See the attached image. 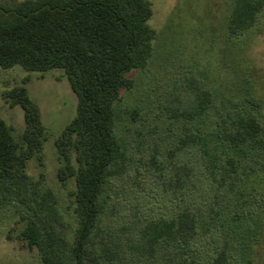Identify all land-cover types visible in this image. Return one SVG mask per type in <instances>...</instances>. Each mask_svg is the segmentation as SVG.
<instances>
[{
    "label": "rangeland",
    "instance_id": "rangeland-1",
    "mask_svg": "<svg viewBox=\"0 0 264 264\" xmlns=\"http://www.w3.org/2000/svg\"><path fill=\"white\" fill-rule=\"evenodd\" d=\"M148 2L152 14L147 24L155 30L152 54L144 68L126 73L134 85L122 88L119 101L113 103L114 131L125 146L126 170L108 179L103 212L93 233L97 252L106 244L117 255L112 263L97 264H161L160 253L140 248L138 231L146 222L170 217L184 207L197 216L198 261L205 263L226 240L229 264H243L233 230L240 215L244 222L249 215L264 212V155L243 157L239 172L229 175L223 164L232 152L220 149L214 139L221 120L251 109L248 98L261 103L264 127V5L254 25L231 35L227 24L232 0ZM16 85L24 86L37 103L45 127L42 149L28 159L25 172L37 188L53 190L63 230L71 235L73 179L64 186L57 181L54 141L75 113L76 95L61 68L39 72L20 64L0 67V90ZM194 86L207 90L211 103L203 115L186 119L180 112L191 104ZM133 108L135 118L129 113ZM0 117L20 141L22 108L0 96ZM191 136L200 141L192 142ZM180 138L185 141L182 147ZM182 163L193 169L191 180L171 187L165 179L168 169ZM249 169L250 175L244 173ZM19 209L0 207V264H41L37 251L18 239L20 213H31Z\"/></svg>",
    "mask_w": 264,
    "mask_h": 264
},
{
    "label": "trees",
    "instance_id": "trees-1",
    "mask_svg": "<svg viewBox=\"0 0 264 264\" xmlns=\"http://www.w3.org/2000/svg\"><path fill=\"white\" fill-rule=\"evenodd\" d=\"M263 5L264 0H232L229 33L239 34L254 25ZM151 14L148 0L0 1V67L20 64L39 72L61 68L76 95L75 113L54 141L56 179L62 186L73 179L70 195L75 226L68 235L53 190L37 188L25 172L28 159L42 149L44 140L38 105L24 86L0 90L10 106L22 108L24 119L20 141H16L0 117V207L30 210V214L20 213L18 239L37 251L41 264L112 263L117 255L106 244L97 252L93 233L103 212L102 193L108 179L126 170L125 146L114 131L113 103L119 101L122 88L134 85L126 73L144 68L152 54L155 30L147 24ZM210 103L209 92L194 86L192 102L180 115L195 119ZM248 103L251 109L221 120L215 133L216 145L232 152L223 164L229 175L239 172L243 157L264 155L262 106L252 98ZM129 113L135 118L137 109ZM197 139L200 141L191 136L192 142ZM184 143L180 138L179 147ZM212 158L210 154L209 160ZM168 172L165 179L178 188L190 182L193 169L182 163ZM211 183L214 186L213 177ZM241 220L240 215L233 238L242 263L264 260V212ZM197 223L188 207L170 217L150 220L138 231L139 246L149 254L160 253L161 264H229L226 240L205 263L195 258Z\"/></svg>",
    "mask_w": 264,
    "mask_h": 264
}]
</instances>
